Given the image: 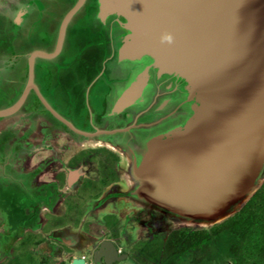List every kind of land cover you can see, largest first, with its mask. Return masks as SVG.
Masks as SVG:
<instances>
[{
	"label": "water",
	"instance_id": "1",
	"mask_svg": "<svg viewBox=\"0 0 264 264\" xmlns=\"http://www.w3.org/2000/svg\"><path fill=\"white\" fill-rule=\"evenodd\" d=\"M57 5L67 10L54 52L17 55L23 21L38 14L33 30L40 33ZM66 30L74 45L61 52ZM112 39L119 89L109 114L154 88L177 93V107L155 132L123 151L132 186L122 194L141 215L181 217L186 226H210L234 213L264 179V0H20L0 23V67L26 61L25 92L35 57L61 52L49 68L63 77ZM100 133L107 131L96 127L86 136Z\"/></svg>",
	"mask_w": 264,
	"mask_h": 264
},
{
	"label": "flooded vegetation",
	"instance_id": "2",
	"mask_svg": "<svg viewBox=\"0 0 264 264\" xmlns=\"http://www.w3.org/2000/svg\"><path fill=\"white\" fill-rule=\"evenodd\" d=\"M19 1L0 0V23ZM66 10L52 7L40 33L33 30L39 15L30 13L14 41L16 54L53 53ZM114 43H102L93 59L63 77L49 68L61 52L35 57L25 92L26 61L0 67V264H264V250L246 249L220 227L230 215L210 226H162L143 235L146 214L122 194L132 186L123 151L155 132L177 107V93L154 88L109 114L119 89L108 52ZM96 127L107 133L86 136ZM214 242L218 248L210 249Z\"/></svg>",
	"mask_w": 264,
	"mask_h": 264
},
{
	"label": "trees",
	"instance_id": "3",
	"mask_svg": "<svg viewBox=\"0 0 264 264\" xmlns=\"http://www.w3.org/2000/svg\"><path fill=\"white\" fill-rule=\"evenodd\" d=\"M226 232L238 235L245 242L246 249L253 251L264 250V180L260 187L246 199V202L235 214L230 215L220 224ZM214 232L218 230L213 229ZM183 237V232L176 231ZM192 238V237H191ZM190 238V239H191ZM179 239V238H178ZM194 242H197V240Z\"/></svg>",
	"mask_w": 264,
	"mask_h": 264
},
{
	"label": "rangeland",
	"instance_id": "4",
	"mask_svg": "<svg viewBox=\"0 0 264 264\" xmlns=\"http://www.w3.org/2000/svg\"><path fill=\"white\" fill-rule=\"evenodd\" d=\"M88 30V28H86ZM91 33H89V37L91 38L92 36H90ZM83 37V36H82ZM67 41H68V44L66 46H68V48H71L73 45H74V42L72 41L71 42V39H70V33H68V38H67ZM70 42V43H69ZM263 176H264V167H263ZM3 199H4V196H3ZM144 214V213H142ZM232 214V213H231ZM230 214V215H231ZM154 215V219L156 221V224H153L151 222V216L146 214V217L143 218V220L145 222H149L146 224L147 226V229H142L140 228V230L143 232V235H147L148 232H150L148 230V228H151L152 231H155V232H158V230L162 227V226H167L168 229H170V231L174 230V229H177V228H182V227H185V219L184 218H177L175 220L173 219H170L169 217H166L164 215H160V214H153ZM149 219H148V218ZM196 226H203V224H199V223H194ZM192 228V227H190ZM154 229V230H153ZM2 244V243H1ZM3 246H4V243H3ZM2 247V245H1ZM218 248V245L214 242L213 245L210 247V249H217ZM207 249V248H206ZM199 253V252H198Z\"/></svg>",
	"mask_w": 264,
	"mask_h": 264
},
{
	"label": "bare ground",
	"instance_id": "5",
	"mask_svg": "<svg viewBox=\"0 0 264 264\" xmlns=\"http://www.w3.org/2000/svg\"><path fill=\"white\" fill-rule=\"evenodd\" d=\"M189 224L191 225V224H194V223L191 222V223H189ZM196 225H197V224H196Z\"/></svg>",
	"mask_w": 264,
	"mask_h": 264
}]
</instances>
